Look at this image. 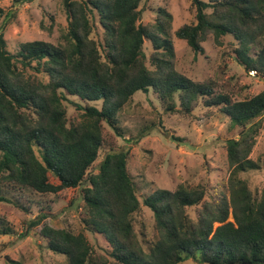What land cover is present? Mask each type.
Listing matches in <instances>:
<instances>
[{"label": "trees", "instance_id": "16d2710c", "mask_svg": "<svg viewBox=\"0 0 264 264\" xmlns=\"http://www.w3.org/2000/svg\"><path fill=\"white\" fill-rule=\"evenodd\" d=\"M142 1L61 0L67 29L57 43L26 41L15 53L4 39L15 12L0 9V194L4 188L29 190L68 207L81 197V221L102 237L107 251L96 253L83 232L43 225L39 235L46 249L66 264H264V189L257 193L240 177L261 168L250 155L264 116V89L234 101L212 80L197 82L178 72L171 13L160 7L152 24L141 25ZM187 2L194 19L174 36L195 55L203 53L208 37L218 46L231 37L235 61L264 81V0ZM98 29L99 41L92 36ZM146 41L152 50L148 59ZM149 90L166 112L178 105L190 113L202 103L219 109L237 129V137L225 143L226 183L214 196L205 199L200 185H178L138 197L128 171L129 150L117 146L125 135L119 114L135 94ZM65 102L79 120L68 118ZM142 134L127 143L137 144ZM104 146L96 173L91 172ZM0 201L11 203L1 195ZM141 207L153 215L149 236L135 230ZM194 207L191 217L187 210ZM43 218L25 225L24 236ZM0 234L13 232L6 228Z\"/></svg>", "mask_w": 264, "mask_h": 264}, {"label": "rangeland", "instance_id": "374dc122", "mask_svg": "<svg viewBox=\"0 0 264 264\" xmlns=\"http://www.w3.org/2000/svg\"><path fill=\"white\" fill-rule=\"evenodd\" d=\"M160 7L167 9L173 18L171 40L178 72L197 82L212 80L218 92L229 95L234 101L249 99L264 89L261 77L254 72H246L235 61V43L231 37L221 38L222 45L218 46L210 36L202 44L203 53L195 55L185 42L174 36L178 28L192 23L194 19L187 0H144L139 6V24H152ZM0 9L4 13L15 12L14 19L4 32L7 49L12 53L26 41L56 44L67 29L61 0H28L18 5L11 0H0ZM101 33L98 29L92 36L99 41ZM143 49L148 59L152 52L149 42H144ZM65 105L68 118L79 120L75 108L69 102ZM95 105L100 107V103ZM176 110L166 112L157 94L149 90L146 94H135L119 114L120 127L125 135L117 139V146L129 150L128 171L137 185L139 198L158 189L174 191L178 185H200L206 190L205 199H208L222 190L226 183L229 171L225 143L237 137V129L231 127L229 118L219 109L206 108L202 103L190 113L180 111L178 105ZM260 120L261 129L250 158L261 168L240 174L257 193L264 189V116ZM141 133L143 137L137 144L127 143ZM105 150L104 146L91 172L96 173ZM0 195L11 200V203L0 201V230L7 228L13 232L0 234V264H66L63 256L46 249V242L39 235L43 225L70 230L75 234L83 232L96 253L106 254L107 245L102 237L86 230L81 221V197L74 206L68 207L55 196H41L29 190L17 192L4 188ZM13 202H18L25 209ZM196 210L195 207L189 208L187 212L194 217ZM42 216V223L24 236V226ZM228 221H232L231 215ZM134 226L137 234L144 231L149 236L154 227L152 213L141 207L134 216ZM185 264L196 263L188 261Z\"/></svg>", "mask_w": 264, "mask_h": 264}]
</instances>
